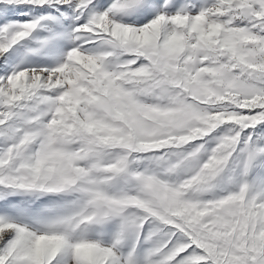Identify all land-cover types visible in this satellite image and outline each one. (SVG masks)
<instances>
[{
    "label": "snow or ice",
    "instance_id": "6c2138e0",
    "mask_svg": "<svg viewBox=\"0 0 264 264\" xmlns=\"http://www.w3.org/2000/svg\"><path fill=\"white\" fill-rule=\"evenodd\" d=\"M0 264H264V0H0Z\"/></svg>",
    "mask_w": 264,
    "mask_h": 264
}]
</instances>
